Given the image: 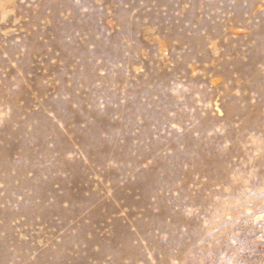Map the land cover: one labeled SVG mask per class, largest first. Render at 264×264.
Returning a JSON list of instances; mask_svg holds the SVG:
<instances>
[{"label": "rangeland", "instance_id": "obj_1", "mask_svg": "<svg viewBox=\"0 0 264 264\" xmlns=\"http://www.w3.org/2000/svg\"><path fill=\"white\" fill-rule=\"evenodd\" d=\"M0 264H264V0H0Z\"/></svg>", "mask_w": 264, "mask_h": 264}]
</instances>
